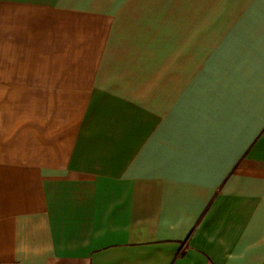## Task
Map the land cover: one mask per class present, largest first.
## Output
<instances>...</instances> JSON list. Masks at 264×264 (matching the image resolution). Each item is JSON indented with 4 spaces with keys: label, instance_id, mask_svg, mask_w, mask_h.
I'll list each match as a JSON object with an SVG mask.
<instances>
[{
    "label": "crops",
    "instance_id": "0c3cea01",
    "mask_svg": "<svg viewBox=\"0 0 264 264\" xmlns=\"http://www.w3.org/2000/svg\"><path fill=\"white\" fill-rule=\"evenodd\" d=\"M0 264H264V0H0Z\"/></svg>",
    "mask_w": 264,
    "mask_h": 264
}]
</instances>
